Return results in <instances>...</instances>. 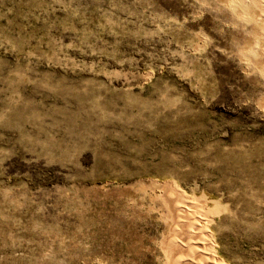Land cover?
Segmentation results:
<instances>
[{
  "label": "rangeland",
  "instance_id": "374dc122",
  "mask_svg": "<svg viewBox=\"0 0 264 264\" xmlns=\"http://www.w3.org/2000/svg\"><path fill=\"white\" fill-rule=\"evenodd\" d=\"M252 3L0 0V264H178V192L264 264Z\"/></svg>",
  "mask_w": 264,
  "mask_h": 264
},
{
  "label": "bare ground",
  "instance_id": "6f19581e",
  "mask_svg": "<svg viewBox=\"0 0 264 264\" xmlns=\"http://www.w3.org/2000/svg\"><path fill=\"white\" fill-rule=\"evenodd\" d=\"M237 1L238 0H228V3L232 7L235 5ZM248 1L253 2L252 3L253 6L254 4L256 5L255 12H256L257 20L255 19L254 20L258 22L257 24L259 25V29L257 28L258 31L257 30L254 31V35H253L254 39L251 40V47L250 49L248 48L247 49L249 50V52H252V54L258 55L264 60V43L262 44V41H261V40L264 41V3H263L264 1L263 0H248ZM217 3H220V2H217ZM249 14L251 15L250 12ZM232 16H235V14ZM244 22H246V19L244 20ZM252 25L256 26V24H252ZM250 29L252 28L249 27L248 31H250ZM247 34L249 35L250 33L248 32ZM176 195H177L176 199H174L175 201L173 202L172 200L173 203L171 202L172 203L171 211L173 213L172 232L175 234V238L174 236H170L171 240H175L178 246V251H176V253L174 252L175 254H173L175 257L174 258L175 262H178V264H225L220 259L216 258L213 252L211 251L210 245H212V243L211 241H209V233H208V228L205 225V217H202L201 215V212L204 211L202 208L203 204H201L198 200L196 202L192 198L189 199L187 197H184L180 192H178ZM173 198H175V196Z\"/></svg>",
  "mask_w": 264,
  "mask_h": 264
}]
</instances>
